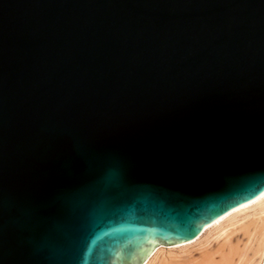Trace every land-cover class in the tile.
<instances>
[{"label":"water","instance_id":"obj_1","mask_svg":"<svg viewBox=\"0 0 264 264\" xmlns=\"http://www.w3.org/2000/svg\"><path fill=\"white\" fill-rule=\"evenodd\" d=\"M263 190L264 0H0V264H140Z\"/></svg>","mask_w":264,"mask_h":264},{"label":"bare ground","instance_id":"obj_2","mask_svg":"<svg viewBox=\"0 0 264 264\" xmlns=\"http://www.w3.org/2000/svg\"><path fill=\"white\" fill-rule=\"evenodd\" d=\"M238 233L242 239H234ZM263 259L264 190L213 219L190 240L157 243L140 264H260Z\"/></svg>","mask_w":264,"mask_h":264},{"label":"rangeland","instance_id":"obj_3","mask_svg":"<svg viewBox=\"0 0 264 264\" xmlns=\"http://www.w3.org/2000/svg\"><path fill=\"white\" fill-rule=\"evenodd\" d=\"M233 237H234V239H236V237H239V239H240V238H241V239L243 238V236H242L240 233L235 234ZM215 243H216V242H213L212 245H215Z\"/></svg>","mask_w":264,"mask_h":264}]
</instances>
